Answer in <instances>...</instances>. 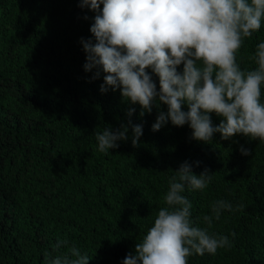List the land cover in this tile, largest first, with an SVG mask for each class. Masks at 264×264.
<instances>
[{
  "label": "trees",
  "instance_id": "16d2710c",
  "mask_svg": "<svg viewBox=\"0 0 264 264\" xmlns=\"http://www.w3.org/2000/svg\"><path fill=\"white\" fill-rule=\"evenodd\" d=\"M80 5L0 0V264H49L71 246L88 264H123L166 206L169 181L184 162L212 177L206 189L186 186L182 193L192 205V225L231 244L214 255L193 254L188 264H264V141L241 134L224 140L219 133L197 141L187 123L170 121L152 131L166 105L141 116L119 88L101 93L102 69L85 71L83 44L95 43L90 28L97 13ZM261 42L264 19L237 54L242 70L255 67L248 57ZM146 71L159 91L158 77ZM209 115L218 125L220 117ZM129 120L142 126L138 144L129 126L126 140L100 152L95 133L122 130ZM217 200L232 211L208 228L202 218ZM58 241L67 244L57 249Z\"/></svg>",
  "mask_w": 264,
  "mask_h": 264
},
{
  "label": "clouds",
  "instance_id": "9594fccd",
  "mask_svg": "<svg viewBox=\"0 0 264 264\" xmlns=\"http://www.w3.org/2000/svg\"><path fill=\"white\" fill-rule=\"evenodd\" d=\"M80 6L97 13L90 28L95 43L83 44L85 71L102 69L101 93L119 88L123 100L140 106L141 116L153 106L166 105L152 131L170 121L178 127L187 123L197 141L208 142L214 133L224 140L241 134L264 141V42L248 57L254 68L242 70L237 63L244 40L261 28L264 0H81ZM179 65L182 72H177ZM146 69L158 77L159 91ZM99 75L97 71L93 78ZM185 104L187 111L182 110ZM133 112L130 108L128 116ZM210 113L220 117L218 125L213 126ZM129 126L136 146L142 126L129 120L122 130L95 133L98 150L117 148V141L128 138ZM240 151L249 154L248 149ZM174 172L163 197L166 206L123 264H188L193 254L214 255L231 247L227 236L192 225V205L182 195L186 186L206 189L212 179L207 170L196 175L184 162ZM224 210L232 211V205L224 200L212 204V215L202 218L208 228ZM66 244L58 241L55 247ZM89 259L71 246L49 264H88Z\"/></svg>",
  "mask_w": 264,
  "mask_h": 264
}]
</instances>
